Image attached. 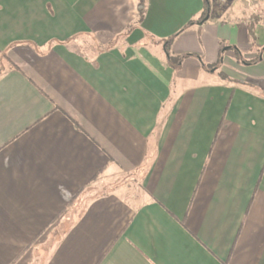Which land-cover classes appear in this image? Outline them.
<instances>
[{"label": "crops", "instance_id": "0c3cea01", "mask_svg": "<svg viewBox=\"0 0 264 264\" xmlns=\"http://www.w3.org/2000/svg\"><path fill=\"white\" fill-rule=\"evenodd\" d=\"M207 1L0 0V264H264V0Z\"/></svg>", "mask_w": 264, "mask_h": 264}, {"label": "trees", "instance_id": "16d2710c", "mask_svg": "<svg viewBox=\"0 0 264 264\" xmlns=\"http://www.w3.org/2000/svg\"><path fill=\"white\" fill-rule=\"evenodd\" d=\"M204 1H205V14L204 15H206L207 12H208V9H209V3H208L207 0H204ZM144 10H145V8H144V0H139V5H138V11H139V14H138V22L142 19ZM203 18H204V16L201 18V20ZM256 20H258V16L252 15L251 18H250V24H249V27H248L250 36L253 35V24H254V22ZM130 28H131V26L128 27V29H130ZM234 52H235L236 58H239L238 60L241 63L249 64L251 62H255V60H253V61H247V60H244V59L240 58L239 53H238L237 50H235ZM0 60H2V61L6 60V54L4 52H1L0 53ZM0 67H1V64H0ZM222 76H224V75H222Z\"/></svg>", "mask_w": 264, "mask_h": 264}, {"label": "rangeland", "instance_id": "374dc122", "mask_svg": "<svg viewBox=\"0 0 264 264\" xmlns=\"http://www.w3.org/2000/svg\"><path fill=\"white\" fill-rule=\"evenodd\" d=\"M215 1H217V0H215ZM219 1V0H218ZM240 1H242L243 3H245L244 5L246 6V7H248V8H252V6L254 5L253 3H254V1H259V0H240ZM252 15H255V16H259L260 14H259V12H255V13H252ZM90 45H91V42H90V40H89V38L88 37H82L81 38V48L83 49V51H85V52H87V50L90 48ZM5 62V61H4ZM3 62V63H4ZM4 67H3V64L1 65V67H0V70H2ZM131 181V180H130ZM129 181V182H130ZM95 183V182H94ZM94 184H90L89 186H88V188H92V187H94L93 186ZM99 186H97V188H98ZM101 187V186H100Z\"/></svg>", "mask_w": 264, "mask_h": 264}]
</instances>
